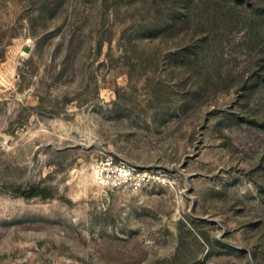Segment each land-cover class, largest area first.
<instances>
[{"label": "rangeland", "instance_id": "obj_1", "mask_svg": "<svg viewBox=\"0 0 264 264\" xmlns=\"http://www.w3.org/2000/svg\"><path fill=\"white\" fill-rule=\"evenodd\" d=\"M0 264H264V0H0Z\"/></svg>", "mask_w": 264, "mask_h": 264}, {"label": "trees", "instance_id": "obj_2", "mask_svg": "<svg viewBox=\"0 0 264 264\" xmlns=\"http://www.w3.org/2000/svg\"><path fill=\"white\" fill-rule=\"evenodd\" d=\"M19 191H21L24 195L32 196V195H36L39 190L36 188H32L30 190H22L21 188H19Z\"/></svg>", "mask_w": 264, "mask_h": 264}, {"label": "built area", "instance_id": "obj_3", "mask_svg": "<svg viewBox=\"0 0 264 264\" xmlns=\"http://www.w3.org/2000/svg\"><path fill=\"white\" fill-rule=\"evenodd\" d=\"M124 173H120V177H121V175H123ZM125 176H127V175H129V173H126L125 172V174H124ZM108 177H110V179H115V181H117V182H119L118 180H117V175L115 176V177H113V175L111 174V173H108Z\"/></svg>", "mask_w": 264, "mask_h": 264}]
</instances>
